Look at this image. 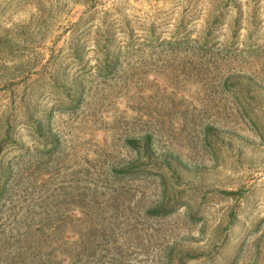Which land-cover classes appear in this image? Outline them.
<instances>
[{"label":"rangeland","instance_id":"374dc122","mask_svg":"<svg viewBox=\"0 0 264 264\" xmlns=\"http://www.w3.org/2000/svg\"><path fill=\"white\" fill-rule=\"evenodd\" d=\"M0 233L2 264H264V0H0Z\"/></svg>","mask_w":264,"mask_h":264},{"label":"trees","instance_id":"16d2710c","mask_svg":"<svg viewBox=\"0 0 264 264\" xmlns=\"http://www.w3.org/2000/svg\"><path fill=\"white\" fill-rule=\"evenodd\" d=\"M107 36L108 37H104V39L101 38V37L100 38H93V39H91V42L94 43V45L96 46V48H103V49H109L110 46H113L114 48H117L119 50L122 49V47H125V48H135V46H137V45L139 47L148 46V45H146V43H143V42L142 43H139L140 40H143V39H134V38H132V39H129V41H126V40H119L116 37H114L113 35H111V36L107 35ZM189 39L190 38H188V36H185V37L181 38L179 40V42L181 40L189 41ZM125 42H126V44H125ZM150 44L151 45H149V47H158V46H162V44H166V42H162L160 40H155V41H153ZM138 139H141V138H137V140ZM1 252H2V248H1V244H0V255H1ZM0 264H2V263H0Z\"/></svg>","mask_w":264,"mask_h":264}]
</instances>
